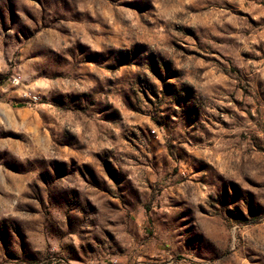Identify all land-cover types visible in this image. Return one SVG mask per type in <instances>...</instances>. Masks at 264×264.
I'll list each match as a JSON object with an SVG mask.
<instances>
[{
    "label": "clouds",
    "instance_id": "obj_1",
    "mask_svg": "<svg viewBox=\"0 0 264 264\" xmlns=\"http://www.w3.org/2000/svg\"><path fill=\"white\" fill-rule=\"evenodd\" d=\"M226 3L0 0V264H264V0Z\"/></svg>",
    "mask_w": 264,
    "mask_h": 264
},
{
    "label": "rangeland",
    "instance_id": "obj_2",
    "mask_svg": "<svg viewBox=\"0 0 264 264\" xmlns=\"http://www.w3.org/2000/svg\"><path fill=\"white\" fill-rule=\"evenodd\" d=\"M253 5H254V0H239V3L235 6V8H233V5L231 3H226V8L229 11H231L233 13V15H236V16H239V17H246L253 26H257L258 22L254 18V15H253ZM14 9H15V5L13 4V5H11L9 11L0 13V16H7V15L10 14L11 18L13 20H15V19H17V17H16ZM210 19H211L210 16L206 13L203 16L194 17L193 22L194 23L198 22L199 24H207V23H209ZM185 27H186L185 35L186 36L191 35L193 38H195V33H194L193 29L190 28V27H187V26H185ZM216 40L219 43L221 41V37H216ZM174 46L178 49V51H182L185 55H195V56L199 57V53L198 52H193L191 49H188V48H181L180 45H174ZM253 47L256 48L258 51L260 50L258 43L257 44H253ZM213 51H215V49H213ZM244 57H245V59L253 60V62L258 60V58L252 57L251 54H249V53H245ZM203 59L205 61H207L208 59H213L214 60V57H212V58L205 57ZM200 71H201V73H207V75H205L203 77V80L201 81V83H205L206 82L207 86L209 88H219V87H221V85L216 82L217 77L213 74L212 70L207 69V68H201ZM233 102L235 104H237L238 106L240 104V101H238V100H233ZM222 111L227 112V111H229V109L225 108V109H222ZM2 115H3V111H2V109H0V116H2ZM186 115L190 116L191 115V110H189V112L186 113ZM18 117L21 120H23L25 118H30L28 112L24 111V110L19 111ZM13 135H16V134L13 133ZM0 195H4V194L0 193ZM24 207L25 208H30L31 205H24ZM34 212H35V210L33 209V214H34ZM25 236H26V233H25ZM6 237H7V232L6 231L0 232V239H6ZM6 258H9V257H7V254H6Z\"/></svg>",
    "mask_w": 264,
    "mask_h": 264
}]
</instances>
